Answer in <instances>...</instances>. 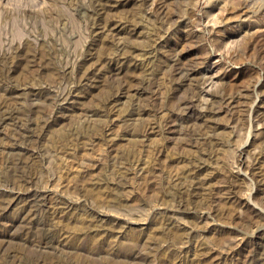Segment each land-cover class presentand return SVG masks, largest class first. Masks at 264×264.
I'll return each mask as SVG.
<instances>
[{"label": "rangeland", "instance_id": "1", "mask_svg": "<svg viewBox=\"0 0 264 264\" xmlns=\"http://www.w3.org/2000/svg\"><path fill=\"white\" fill-rule=\"evenodd\" d=\"M0 264H264V0H0Z\"/></svg>", "mask_w": 264, "mask_h": 264}]
</instances>
